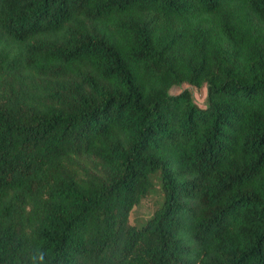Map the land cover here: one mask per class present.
I'll return each instance as SVG.
<instances>
[{"label":"trees","instance_id":"trees-1","mask_svg":"<svg viewBox=\"0 0 264 264\" xmlns=\"http://www.w3.org/2000/svg\"><path fill=\"white\" fill-rule=\"evenodd\" d=\"M0 264H264V0H0Z\"/></svg>","mask_w":264,"mask_h":264},{"label":"rangeland","instance_id":"rangeland-1","mask_svg":"<svg viewBox=\"0 0 264 264\" xmlns=\"http://www.w3.org/2000/svg\"><path fill=\"white\" fill-rule=\"evenodd\" d=\"M184 88L190 91L193 101L198 106L203 107L205 105L206 85L195 87L188 84H183L179 87H173L170 92L177 93ZM159 202V184L154 183L147 197H144L138 204L132 207V211L129 216V221L135 224L137 227H140L141 224L144 223V221L150 216L153 208Z\"/></svg>","mask_w":264,"mask_h":264}]
</instances>
